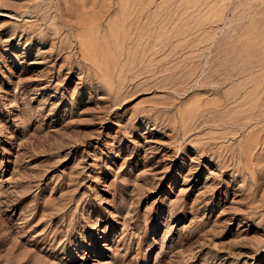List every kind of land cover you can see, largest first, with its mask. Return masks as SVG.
Listing matches in <instances>:
<instances>
[{
	"label": "rangeland",
	"instance_id": "1",
	"mask_svg": "<svg viewBox=\"0 0 264 264\" xmlns=\"http://www.w3.org/2000/svg\"><path fill=\"white\" fill-rule=\"evenodd\" d=\"M0 264H264V0H0Z\"/></svg>",
	"mask_w": 264,
	"mask_h": 264
}]
</instances>
